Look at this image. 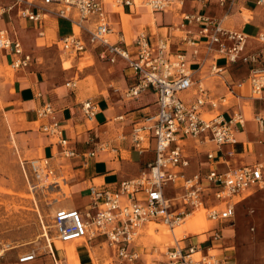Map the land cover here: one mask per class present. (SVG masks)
Masks as SVG:
<instances>
[{"label":"built area","instance_id":"1","mask_svg":"<svg viewBox=\"0 0 264 264\" xmlns=\"http://www.w3.org/2000/svg\"><path fill=\"white\" fill-rule=\"evenodd\" d=\"M64 1L63 8L55 13L66 18L71 24V33L59 40L60 49L70 55H80L89 49H99L100 60L115 63L123 59L129 68L133 83L126 96L139 97L152 89L156 98V112L145 119L143 126L132 130V143L141 154L151 150L154 142L155 159L149 162L141 174L134 179L120 182L116 189L91 185L90 201L85 207L60 208L53 216L56 237L61 242L83 240L91 246H108L114 253L117 264H224L228 257L214 256L212 263L206 242L213 243L221 239L225 226L234 224L238 205L254 192L264 194V164L234 165L226 161L224 155L233 156V146L237 143L236 133L243 126L244 116L236 110L226 118L219 110V101L210 99L208 90L195 78L190 67V58L186 49L174 53L167 39L153 41L147 34L141 33L132 42L123 35L112 41V28L108 22L103 0H42L43 5ZM186 0H114L117 6L135 8L145 3L154 12L165 11L172 6L182 7ZM235 0H220L224 5ZM31 0H12L0 4V19L16 15L30 21L44 24L40 9L34 10ZM43 8V7H40ZM180 27L185 31L183 41L191 48L192 59H197L203 48L206 57L212 56V72L220 73L227 66H221L216 60L225 58L228 64L244 62L250 65L247 83L251 94L264 96V55L256 51H247L249 36L240 30L225 27L221 20L205 13H184ZM199 24V38L195 37L190 25ZM43 36L45 31L40 32ZM203 39L205 41L203 42ZM264 41V34L257 38ZM0 50L6 51L14 70L29 68L34 56L27 51L18 33L9 29H0ZM199 61V68L205 63ZM72 90L77 78L66 84ZM240 86L242 84H239ZM195 89L194 98H184L180 94ZM228 101L223 99L224 104ZM82 111L89 121L97 114V104L91 99L81 103ZM217 109L214 113L206 111L207 106ZM41 122L39 129L59 144L64 157L95 156L99 149L107 145H95L89 152H79L70 147L65 130L56 116L51 102H45L37 110ZM196 143L212 142L214 147L206 151L207 169L190 173L191 154L188 140ZM94 140H91L93 142ZM225 146H232L224 149ZM222 153L218 157L217 153ZM225 164L226 169L219 168ZM26 177L32 176L30 190L61 187L56 168L50 157L21 160ZM203 208L208 220L214 225L200 234L190 233L182 239L175 237L173 230L184 222L189 212ZM254 213V210L251 211ZM167 226L174 243L166 251L158 245L149 246L140 241L143 230L149 223ZM254 230V227L252 228ZM158 230V229H157ZM207 235L201 241L200 235ZM189 239L188 244L186 240ZM181 243H183L181 245ZM54 245V244H53ZM213 246V244H212ZM47 254L58 264L56 247H52L47 238ZM5 248L0 243V262L4 258ZM201 251L199 257L196 256ZM151 256L149 263L145 257ZM36 249L18 255V264L37 260Z\"/></svg>","mask_w":264,"mask_h":264},{"label":"crops","instance_id":"2","mask_svg":"<svg viewBox=\"0 0 264 264\" xmlns=\"http://www.w3.org/2000/svg\"><path fill=\"white\" fill-rule=\"evenodd\" d=\"M103 1L113 32L112 41H117L119 35L123 33L126 40L132 42L138 35L144 33L153 41L169 40L174 53L181 49L187 50L191 59L190 67L195 71L196 80L202 85L206 83L207 86L204 87L208 90L209 98L219 101V110L226 118H230L236 110L242 112L244 116L243 126L236 133L234 155L231 157L225 154L226 161L237 166L264 164V96L255 97L251 94L247 83L250 65L241 61L228 64L225 58H220L216 63L227 67L220 73L212 72L211 67L215 62L212 56L206 57L203 48L197 59H192L191 48L183 41L185 31L180 27L184 13H205L221 20L227 28L245 32L249 36L247 51H256L264 55V41L257 39L260 34H264V0H235L233 5L230 2L222 5L220 0H186L182 7L176 5L165 11H153V14L142 10L140 8L142 4L132 9L125 7L116 10L113 9L111 0ZM11 16V19L9 16L0 19V29L7 28L13 33H18L15 24L28 20L14 13ZM56 18L58 36L62 38L70 34V22L63 17ZM33 23L36 27L40 26ZM199 28V24L189 26L197 38L200 37ZM26 50L28 51L27 48ZM98 52L99 49H89L85 52L91 54L96 62L94 67L89 65L84 71L75 64L72 70H61L59 77H52L47 72L29 69L19 73L15 83L16 97L21 102L23 110V120L17 124V129L23 131L21 134L30 138L33 134L35 136L32 125L39 121L37 110L45 102H51L65 130V136L69 139L70 147L86 153L93 150L97 143L107 145L106 149H99L95 156L81 155L67 158L63 156L61 146L53 143V139L39 129L44 136L41 138L35 136L34 140L40 146L43 156L50 157L57 175L65 178L64 183L71 188L74 198L66 202L70 208L85 207L89 203L91 185L116 189L121 181L138 177L146 165L155 159L154 142L151 150L141 154L134 147L131 136L133 128L143 126L146 117L156 112L155 92L149 89L139 97H127V89L133 83L130 69L126 68L123 59L115 63L100 60ZM33 56L35 61V55ZM77 57L78 61L82 58L81 54ZM2 58L10 64V57L6 51H2ZM203 59L205 64L199 68V61ZM100 66L107 69V72L102 71L103 76L95 81L97 88L91 89L92 86L90 87L89 82L86 81L87 76L95 74L102 68ZM110 70L112 72H109ZM76 78L78 86L72 90L66 84ZM194 93L195 89H192L181 92L180 95L189 99L195 97ZM226 97L228 101L224 104L223 99ZM87 99L97 104V114L92 121L86 118L81 109V103ZM216 110L210 105L206 108L208 113H214ZM213 147L212 142L201 144L192 139L188 140V150L191 154V166L187 170L189 174L199 169H207L205 153ZM230 148L232 146H225L224 149ZM217 155L222 157L220 152ZM219 168L224 170L226 165L220 164ZM65 172H68L67 178ZM226 231L234 233L232 228H227ZM203 236L205 235H201V241L207 239ZM165 244L167 246V243ZM224 264L229 262L225 261Z\"/></svg>","mask_w":264,"mask_h":264},{"label":"rangeland","instance_id":"3","mask_svg":"<svg viewBox=\"0 0 264 264\" xmlns=\"http://www.w3.org/2000/svg\"><path fill=\"white\" fill-rule=\"evenodd\" d=\"M11 1L0 0V4ZM31 1L35 4V6L33 5L34 10L40 9V13H47L42 15L45 18L44 26L42 28L36 27L29 20L15 25L25 47L35 55V61L29 68L17 71L9 66L5 59L3 60L0 50V243L6 250L0 264H17L19 254L33 249H36L39 257L37 260L25 264H56L52 257L47 254L48 236L43 235L45 225L51 240L49 241L52 247H56L58 264H87L89 261L88 264H117L114 253L106 244L101 248L99 246L93 247L84 242L79 244L58 242L53 226V216L62 207L70 208L66 202L74 198L71 188L63 182L62 178H59L61 187L30 190L28 179L32 182V176L28 172L27 178L21 167V160L43 156L40 146L36 144L34 139L35 136L41 138L44 134L39 130L40 121L32 125L35 132V136L33 134L32 138L21 134L23 131L17 129V124L23 120L21 102L16 97L17 75L29 69H37L40 72H47L52 77H59L61 70L73 69V67L63 68L65 60L72 61L73 66L78 64L82 71L89 65V67H94L96 62L89 53H82V58L78 61L75 54L70 55L60 49L59 40L61 38L57 33V15L55 12L64 7V1L47 5H43L42 0ZM140 8L149 14H153L152 9L145 4L140 5ZM113 9L120 10V8ZM16 11L17 7L13 13L15 14ZM42 31H45L43 36L40 34ZM128 36L130 38V35ZM102 71L107 72V69L102 67L95 74L87 76L86 81L89 82L90 87L92 86L91 89L97 88L95 81L103 76ZM203 86H207L206 83ZM14 121L15 123H13ZM67 176L68 172H65V177L67 178ZM252 210L254 213H251ZM201 213L204 216L197 217ZM193 217L194 222L196 217L198 219L204 217L203 221L209 224V228L214 225L212 221L207 219L206 212L202 207L194 211ZM163 225L149 223V226L143 230L140 241L152 246L155 243L151 242L152 238H146L145 234L148 231L151 232L155 226L153 231H161L162 233L163 230H168L169 241H164L167 246L165 244L158 245L162 251H166L174 243V238L172 231ZM225 226L232 228L234 233L226 231L227 228H225L221 239L213 243L211 239L210 242H206L207 246L212 247L211 254H215L219 258L228 257L225 261H228L229 264H264V194L261 191H257L243 200L238 205L234 224L229 226L227 223ZM188 229L185 228L184 232L178 229V239H182L180 237L183 234L187 235ZM203 231L200 230L199 232ZM207 237L208 234L203 236V238ZM154 239L156 240V238ZM186 242L189 244L190 240L187 239ZM82 244L89 247L88 253L78 254L76 252ZM145 258L149 263L151 256Z\"/></svg>","mask_w":264,"mask_h":264},{"label":"bare ground","instance_id":"4","mask_svg":"<svg viewBox=\"0 0 264 264\" xmlns=\"http://www.w3.org/2000/svg\"><path fill=\"white\" fill-rule=\"evenodd\" d=\"M111 3H112V6L114 7V8H122V9H124L122 6H117L114 2H113V0H111ZM54 4V3H53ZM140 4H144V3H140ZM140 4H138V6L140 5ZM146 5V4H145ZM61 9V8H60ZM53 10V9H52ZM153 11V10H152ZM71 67H73V63H72V61H70V60H65L64 62H63V68L64 69H69V68H71ZM15 79V78H14ZM197 210V209H196ZM204 210V209H203ZM194 211L195 210H193V211H191V212H189L188 213V215L186 216V218L184 219V222L183 223H181L179 226H177V227H175V229L173 230V232H174V234H175V237L176 238H178L177 237V232H178V229L179 230H181L182 232H184V230H185V228H189L188 229V233H187V235L188 234H190V233H194V234H200V233H202V232H199L200 230H204L203 232H205V231H207L208 229H209V224L207 223V222H205V221H203V219H204V217L202 218V219H198L197 217L198 216H204L202 213L201 214H199L196 218H195V222L193 221L194 220ZM205 211V210H204ZM206 212V211H205ZM208 219V218H207ZM210 221V220H209ZM151 224H157V225H162V224H159V223H155V222H152ZM196 224V225H195ZM214 224V223H213ZM163 226H165V225H163ZM156 227V226H155ZM154 227V228H155ZM167 227V226H166ZM44 228H45V232H44V234L43 235H45V236H48V239L50 240V237H49V233H48V231H47V227H46V225L44 226ZM154 228H152V229H154ZM168 228V227H167ZM151 229V232H147L146 234H145V237L146 238H152L151 239V242L152 243H155V244H157V245H160V244H165V242L164 241H168L169 240V238H168V235H169V231L168 230H163L164 232H162V233H160L161 231H153ZM168 232V233H167ZM199 232V233H198ZM159 233V234H158ZM168 234V235H167ZM184 236H186V235H184L183 234V236L182 237H180V238H183ZM169 237H170V235H169ZM154 238H156V240L154 239ZM51 241V240H50ZM59 243H62V244H67V243H71V244H79V243H83L84 241L83 240H76V241H72V242H61L60 240L58 241ZM69 245V244H68ZM166 245V244H165ZM77 246V245H76ZM211 249V248H210ZM210 249H209V251H210ZM5 251L6 250H4V253H5ZM78 254H83V253H88L89 252V247L87 246V245H81L80 246V248H78V251H76ZM210 253V252H209ZM201 255V251L200 250H198V252L196 253V256L197 257H199ZM210 255L211 256H213V257H211V259L209 260V262L210 263H212L213 262V258H214V256H215V254H211L210 253ZM81 256V255H80ZM90 257V256H89ZM83 258V257H82ZM85 259V258H84ZM83 259V260H84ZM87 259V258H86ZM89 259V258H88ZM88 262V261H87ZM90 262V261H89ZM88 262V263H89ZM86 263V262H85ZM87 263V264H88Z\"/></svg>","mask_w":264,"mask_h":264}]
</instances>
